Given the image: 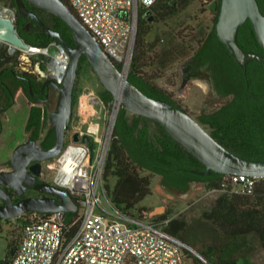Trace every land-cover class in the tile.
Instances as JSON below:
<instances>
[{
    "label": "trees",
    "instance_id": "obj_1",
    "mask_svg": "<svg viewBox=\"0 0 264 264\" xmlns=\"http://www.w3.org/2000/svg\"><path fill=\"white\" fill-rule=\"evenodd\" d=\"M65 1L69 5L68 0ZM191 1L158 0L149 8L157 12L160 6H164L166 12L161 18L166 19L175 15L180 7L188 5ZM0 2L16 8V27L25 41L45 46L55 40L35 18L20 15L17 0ZM25 2L45 24L58 30L65 42L75 44L73 32L63 18L30 0ZM258 2L264 11V0ZM220 5L221 1L218 0L210 36L198 38V46L195 49L191 46L186 47L185 44L173 43L163 46L160 51H156L157 43L150 46L146 43V37L151 31L149 23L152 20L150 19L152 13H147L148 8H143L127 77L148 95L185 109L171 91L156 83L159 77L157 71L167 67L168 62L177 55L185 57V61L199 60L201 68L211 67L214 90L225 96L226 100L219 106L203 108L197 119L229 150L249 158L264 159V63L258 59H250L244 68L235 59L216 32ZM238 41L245 51H255L264 55V46L249 17L239 26ZM19 55L20 50L12 53L6 43L0 47V128L5 112L16 102L18 90L23 89L32 101L26 122V128L31 132L30 137L36 139L41 146L50 147L55 142V130L44 101L47 94L45 79L37 71L23 68ZM153 61L158 64L150 71L154 65ZM86 63L92 67L86 54H83L77 79ZM41 67H47L45 61L41 62ZM77 81L74 108L78 102ZM99 96L105 105L114 99V94L105 86L99 91ZM205 168V164L162 123L146 115L133 113L123 105L120 106L104 170L105 187L112 202L126 211L135 212L139 202L152 191V174H159L162 182L171 190L187 191L191 182H202L208 189L222 190L213 207L206 212V216L217 221L231 236L256 232L264 246V176L258 178L252 193H241L234 191V185L226 179L227 173L212 170L211 173L200 174L199 171ZM137 210L141 214L139 208ZM34 211H27L17 216V219L24 223L26 221L24 217H28ZM76 215L77 212H66L69 222ZM165 218H169L167 213L161 214L157 219ZM2 220L0 219V227ZM185 225V221L171 217L165 228L175 235L183 236ZM18 242L16 238L11 242L6 259L12 257L11 252ZM185 252L186 264H209L202 261L191 249L185 248ZM202 254L212 264H238L236 259L215 260L206 252ZM188 259L192 261L188 262Z\"/></svg>",
    "mask_w": 264,
    "mask_h": 264
},
{
    "label": "built area",
    "instance_id": "obj_2",
    "mask_svg": "<svg viewBox=\"0 0 264 264\" xmlns=\"http://www.w3.org/2000/svg\"><path fill=\"white\" fill-rule=\"evenodd\" d=\"M157 1L68 0L125 76L131 68L140 13ZM2 14L16 20L17 10L4 4ZM51 45L58 48L57 54L50 53ZM8 49L12 53L20 50L23 68L63 82L71 55L60 40L45 46L30 44L27 49L10 43ZM42 61L46 68L41 67ZM102 104L104 117L96 115L94 106L80 103L68 124L69 139L62 150L43 160L44 169L52 173L51 182L76 198L77 215L70 222L64 210L34 211L24 217L22 236L8 264H186L185 248L190 246L165 228L170 218L152 219L126 211L107 195L105 163L122 103L114 96L108 105ZM91 115L103 123L96 125ZM76 133L81 138L88 134L89 142L75 141ZM258 178L246 173L226 176L234 191L241 193H252Z\"/></svg>",
    "mask_w": 264,
    "mask_h": 264
},
{
    "label": "water",
    "instance_id": "obj_3",
    "mask_svg": "<svg viewBox=\"0 0 264 264\" xmlns=\"http://www.w3.org/2000/svg\"><path fill=\"white\" fill-rule=\"evenodd\" d=\"M30 1L63 18L73 32L75 44L70 45L65 42L61 33L45 24L39 15L26 5L25 0H17L20 15L35 18L49 35L65 44L71 58L62 83L57 82L53 77L44 80V85L59 91L57 107L49 112V119L55 130L54 144L50 147H43L36 139L29 138L15 147L11 156L12 169L0 170V198L7 200L5 204L0 205V219L15 218L30 210L39 212L58 210L75 212L78 210V203L64 187L50 181L36 182V180L37 175L41 173L42 161L59 154L65 144L68 124L74 113V90L83 54L88 57L104 86L120 99L124 107L133 113L146 115L162 123L176 139L205 164L206 168L199 171L200 174L211 173L215 170L223 173L264 176V159L249 158L229 150L189 111L164 99L148 95L129 80L119 65L104 50L97 37L78 18L65 0ZM220 1V13L216 23V32L220 39L244 68L250 59H258L264 63V55L255 51H245L238 41L239 26L249 17L264 46V11L258 0ZM3 7L4 4L0 2V47L5 43H11L22 48H29L30 43L20 36L16 21L2 14ZM152 18L150 16V19ZM49 51L51 54H57L58 48L51 45ZM209 75L210 72L207 73V76ZM23 78L26 77L23 76ZM74 139L75 141L82 139L87 143L89 135L85 134L81 138L76 133ZM29 184H34L36 188L52 195L25 196L14 202L2 187V185H10L16 193L23 195ZM148 215L149 213L146 214ZM16 247L17 245H14L12 255ZM207 262L212 264L208 260ZM8 263V259L3 261V264Z\"/></svg>",
    "mask_w": 264,
    "mask_h": 264
},
{
    "label": "rangeland",
    "instance_id": "obj_4",
    "mask_svg": "<svg viewBox=\"0 0 264 264\" xmlns=\"http://www.w3.org/2000/svg\"><path fill=\"white\" fill-rule=\"evenodd\" d=\"M218 0H192L188 5L180 7V10L172 17L162 19L153 17L149 23L150 33L146 37L147 45L157 43L156 51L163 46L173 43L185 44L195 49L198 46V38L206 36L213 28L214 17L217 12ZM188 50V48H187ZM185 57L177 55L168 62V66L158 70L159 77L156 83L173 92L174 98L197 118L203 108L210 109L219 106L224 99L209 100L207 98V83L202 78H196L185 85H181L182 64ZM154 62V61H153ZM157 62L150 68L157 66ZM78 102L74 112L78 111L80 103L86 102V107L97 110L96 115L105 116V109L99 96V91L104 84L88 63L82 69V74L77 79ZM174 89V90H173ZM59 99V91L52 93V98L46 104L47 109H56ZM31 99L19 89L16 102L5 112L0 128V168L7 166V159L12 156L15 147L26 141L30 131L26 128ZM91 120L96 124H102L103 119L91 115ZM68 134L66 140H68ZM52 181V173L47 171ZM114 181V178L112 179ZM152 191L142 199L138 208L147 218L157 219L161 214L167 213L169 218L177 217L185 221L183 236L190 249L207 262V257L202 252L208 253L213 259H236L238 264H264V246L256 232L242 236H231L214 219L206 216L216 202V198L222 190L208 189L202 182H193L187 191L171 190L163 182L159 174H152ZM137 208V209H138ZM135 209V213H139ZM23 223L15 218L3 219L0 227V261L6 259L10 250V244L16 238L20 240L23 232ZM192 261L191 259L187 260ZM208 263V262H207Z\"/></svg>",
    "mask_w": 264,
    "mask_h": 264
},
{
    "label": "flooded vegetation",
    "instance_id": "obj_5",
    "mask_svg": "<svg viewBox=\"0 0 264 264\" xmlns=\"http://www.w3.org/2000/svg\"><path fill=\"white\" fill-rule=\"evenodd\" d=\"M165 12H166V8L164 6H160L157 12L153 11V9H151V8L147 9V13H152L151 14L152 17L158 16L161 18ZM210 31L206 34V37L210 36ZM208 72H210L209 76H207ZM196 78H202L204 81H206L207 86H208L207 91H206L207 92V98L210 101L214 100V99L226 100L225 96L219 95L217 93V91L214 90V79L212 76L211 67L201 68L199 60H196V59H194L192 61H184V63L182 64L181 85H185L189 81L196 79ZM44 86L46 87V90H47L46 91L47 94L44 98V101L47 104L50 101V99L52 98V93L55 89L53 87H48L46 85H44ZM30 135H31V133H30ZM29 138H31V137L29 136ZM31 163L32 162H30V164ZM7 164H8L7 166L1 167L0 170H11L12 169L11 157L9 159H7ZM39 181H50L51 182L50 178L48 177L47 171L44 169V161H42L41 173L39 175H37L36 182H39ZM193 182H191V184ZM2 187L8 192V194L12 197L14 202L18 201L19 199H21L22 197H25V196L42 197V196H46V195H52L46 191H42V190L36 188L34 186V184H32V185L29 184L27 186L26 192L23 195H19L18 193H16V190L10 185H2ZM6 202H7V200L5 198H0V205L5 204ZM10 258L11 257H8V260H10Z\"/></svg>",
    "mask_w": 264,
    "mask_h": 264
}]
</instances>
